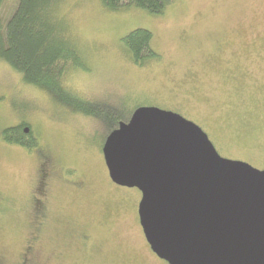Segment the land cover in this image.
Instances as JSON below:
<instances>
[{"label": "rangeland", "instance_id": "1", "mask_svg": "<svg viewBox=\"0 0 264 264\" xmlns=\"http://www.w3.org/2000/svg\"><path fill=\"white\" fill-rule=\"evenodd\" d=\"M18 1L1 5L2 34ZM58 17L81 62L62 77L72 95L117 112L116 126L138 107L176 112L221 157L264 169V0H175L161 16L64 0ZM136 28L159 55L143 67L120 42ZM113 120L72 111L0 61V264H167L144 238L140 192L108 176ZM21 122L33 149L2 138Z\"/></svg>", "mask_w": 264, "mask_h": 264}, {"label": "water", "instance_id": "2", "mask_svg": "<svg viewBox=\"0 0 264 264\" xmlns=\"http://www.w3.org/2000/svg\"><path fill=\"white\" fill-rule=\"evenodd\" d=\"M110 180L140 192L138 219L167 264H264V169L221 157L180 114L136 108L106 136Z\"/></svg>", "mask_w": 264, "mask_h": 264}, {"label": "trees", "instance_id": "3", "mask_svg": "<svg viewBox=\"0 0 264 264\" xmlns=\"http://www.w3.org/2000/svg\"><path fill=\"white\" fill-rule=\"evenodd\" d=\"M4 0H0V8ZM64 0H19L1 33L0 61L22 74L26 84L40 88L60 104L74 112L103 119L112 116L115 126L119 114L102 105L92 104L72 95L64 87L63 74L70 66L81 64L76 47L56 29L58 6ZM175 0H100L104 10L119 12L128 7L141 9L153 16H161ZM152 34L136 28L121 38L123 49L131 62L139 67L159 59L151 48ZM6 143L26 149L37 146L30 126L21 122L2 131Z\"/></svg>", "mask_w": 264, "mask_h": 264}, {"label": "flooded vegetation", "instance_id": "4", "mask_svg": "<svg viewBox=\"0 0 264 264\" xmlns=\"http://www.w3.org/2000/svg\"><path fill=\"white\" fill-rule=\"evenodd\" d=\"M36 210L39 211V210L37 209V207H36Z\"/></svg>", "mask_w": 264, "mask_h": 264}]
</instances>
